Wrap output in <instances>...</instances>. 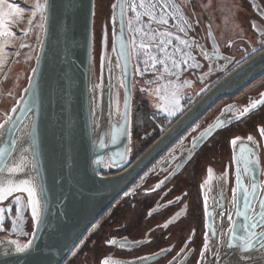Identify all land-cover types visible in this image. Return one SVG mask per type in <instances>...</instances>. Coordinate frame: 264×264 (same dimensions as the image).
<instances>
[{
	"label": "water",
	"instance_id": "1",
	"mask_svg": "<svg viewBox=\"0 0 264 264\" xmlns=\"http://www.w3.org/2000/svg\"><path fill=\"white\" fill-rule=\"evenodd\" d=\"M125 6L126 0H114L110 6V46L108 48L107 29L103 25L95 82L92 63L95 0H47L41 39L26 85L0 123L4 125L0 128V195L5 196L9 188L34 189L40 223L34 222L29 238L32 245L23 253L16 251L17 244L11 243L12 240L0 238V264H62L89 226L118 195L215 102L234 96L264 73L262 48L224 73L131 161L133 64ZM251 25L253 32L259 35L256 29L259 23ZM22 45L20 49L29 47L30 43ZM200 45L198 56L204 61L205 69L197 75V82L203 84L223 72L235 56L221 49L209 28ZM231 45L228 43L225 48ZM116 83L122 90L119 108ZM261 94L264 88L245 104L232 101L222 105L202 127L160 159L154 166V174L165 176L151 191L170 182L215 133L259 109L264 104ZM244 108L249 111L240 115ZM258 133L263 140L261 146L251 133L228 139L230 163L226 162L223 172L206 167L200 185L204 254H200L197 264H217L214 252L229 251L217 246L222 237L214 234V229L228 233L233 226L227 220L229 213L237 233L242 234L240 226L246 221L236 212L237 207L244 210L243 192L238 191L239 204L236 205L232 191L238 187L237 176L249 192L256 184L264 195V165L259 158L261 149L264 154V138L260 127ZM249 136L253 137L252 141L247 139ZM236 137L240 139L233 146L231 141ZM241 146L245 147L243 156ZM243 157L254 161L249 165L250 173L245 171ZM10 169L15 171L10 172ZM99 171L106 175H99ZM229 176L232 184L228 193ZM249 201L258 210L253 196ZM206 239L208 250L205 251ZM239 243L235 241L236 245ZM221 260L223 264H235L236 257L221 256ZM253 264H264V260Z\"/></svg>",
	"mask_w": 264,
	"mask_h": 264
},
{
	"label": "flooded vegetation",
	"instance_id": "2",
	"mask_svg": "<svg viewBox=\"0 0 264 264\" xmlns=\"http://www.w3.org/2000/svg\"><path fill=\"white\" fill-rule=\"evenodd\" d=\"M235 1L237 2V5L234 6L236 7V15L240 18V22L243 25L242 37L237 41H242L243 46L239 45L234 39L220 43L216 38L215 29L211 22L214 16L218 17L217 0H190V2L189 0H165L169 4L166 10L162 9L161 6H157L154 9L148 7L150 4H155L156 0H144V8H140L137 4L134 10L135 17L140 11V17H143L145 24L148 26V29L144 32L148 34L149 42L153 45V48L159 49L157 45L161 40L167 41L171 39L172 41L165 49L167 57H165L164 52L155 55L157 60L164 59L168 67L173 66V61L177 65L175 75H168L165 78L168 77V80H172L173 77L177 80L182 78L185 73L184 67L188 64L194 66L192 68L194 75V69L201 67V65L205 66L204 61L198 56V52L201 46V39L206 36L207 28L212 32L221 49L230 55L235 52L245 51L247 45L250 46L251 44V36L264 37V0ZM172 3L181 7L173 8L171 6ZM162 11L170 13V15L165 17L168 20L167 24L157 22ZM148 13H153L155 18H152ZM252 22L259 23L260 27H255L259 35L253 32ZM181 28L184 31H180ZM168 33H171V35H167ZM181 41L185 43H181ZM228 43L232 44L231 49L229 47L225 48ZM170 51L174 52L171 56L169 55ZM134 57L131 52L133 69ZM157 64L164 67V64ZM150 66L152 67L153 63ZM195 80L197 81L198 78L195 77ZM200 86L205 85L203 83ZM189 88L191 89V87ZM263 88L264 85L258 90L246 91L231 100L245 104L248 100H253ZM231 100L222 103L221 106ZM263 107L264 104L249 115ZM1 114L3 113L0 111ZM241 120L221 131L228 130V128L235 126ZM258 127L264 129V125L259 124ZM258 127L256 125L254 131H250L251 127L246 125L232 136H245L253 132L261 146L263 140L261 135L259 136ZM212 137L192 155L173 179L160 189L151 191L159 180L165 176V174L162 176L154 174V164L185 140L179 142L171 150L167 149L163 152L157 160L129 184L92 223L98 224L97 235L90 238L89 246L83 251L82 264H142L143 262L145 264H197L204 244V212L200 185L204 180L208 165L214 169L221 167L222 170L227 161L230 163L229 147V155L226 158L225 150L220 151L224 142V140L219 139L220 136L212 146L215 151H212L213 156L203 151L204 145L206 147L213 143L209 141ZM259 158L263 166L264 154L262 149L259 153ZM218 164H221V166H217ZM231 184L232 177L229 176L228 193ZM177 214L179 215L177 216ZM165 224H167V227H165ZM109 240H116L117 243L114 245L109 244Z\"/></svg>",
	"mask_w": 264,
	"mask_h": 264
},
{
	"label": "rangeland",
	"instance_id": "3",
	"mask_svg": "<svg viewBox=\"0 0 264 264\" xmlns=\"http://www.w3.org/2000/svg\"><path fill=\"white\" fill-rule=\"evenodd\" d=\"M114 0H95V14H94V29H93V54H92V63H93V74L94 80L97 82L98 73H99V56H100V41L102 35L103 25L106 26L108 34V48L110 46V26H109V16H110V6ZM140 0H126V26L127 33L131 41V52L134 55V69H133V95H132V105H131V152L130 159L134 160L139 153L144 151L145 147L149 146V142L156 135H161L176 119L179 117L187 108H189L212 84H214L224 73L230 70L232 67H235L243 60L247 59L251 55L255 54L262 48H264V37H253L251 36V44L247 45V49L241 52H235L232 56H235L233 62L226 67L223 72L217 73L215 76L211 77L206 81L203 88L196 92L195 95H189L188 97H183V102L176 107L166 108L168 112L164 116H156L153 113L158 112V98L160 97V91L158 92L154 89L153 86L148 85L145 93H143V98L147 99L150 104L146 106L147 110L150 112L145 115V112L142 111V106L138 102V98L135 94V73L137 74L138 68L136 64L139 62L140 67H144L141 71L143 73H153L150 68V64L154 63L151 57L155 56L154 52L157 48H153V45L149 42L150 38L148 34L144 32L148 29V26L145 24L143 17H135V11L131 7V4L135 2L139 5ZM37 0H7V3H12L16 8L24 9L23 12L17 13L14 9H9L6 4L0 5V21L3 22V26L0 27V111L3 114H8L12 107L15 105L17 99L19 98L23 88L26 85L29 73L33 66V61L39 46L41 39L42 27L40 25L43 23L41 19V13L37 12L35 18H32V24H28V19L31 18V12L34 10V5ZM41 4L44 3V0H39ZM139 13H141L139 11ZM19 23L24 24V29H22V35L18 36V30H14L13 27ZM240 23V22H239ZM222 27V26H221ZM139 29V31H137ZM234 28L232 27V30ZM243 26L240 29H234V32L231 34L234 38H239L238 33L241 32ZM224 28H221V32L224 31ZM231 30V32H232ZM14 34V35H12ZM223 34V33H222ZM252 34H254L252 32ZM231 36V37H232ZM230 38V37H229ZM224 41V40H223ZM222 41V42H223ZM239 45H242V41H236ZM24 43H30L29 47L20 49V46ZM150 47V48H149ZM232 45L230 46V49ZM149 55V56H148ZM140 57V60H139ZM139 60V61H138ZM136 61V64H135ZM147 62V64L145 63ZM154 81L153 79L151 82ZM172 82L168 79H164V86L171 84ZM264 85V73L251 81L241 90H239L234 96L221 98L213 104L185 133L177 139V141L168 148L171 150L179 142L187 140L188 136L194 133L199 127H202L214 114L217 112L221 104L234 99L237 96H240L246 91L249 90H258L261 86ZM117 88L116 98H117V107H120V102L122 98V90L118 83L115 84ZM191 87V85H189ZM178 91V89L174 90ZM166 94V93H165ZM164 95V94H163ZM233 100L229 101L232 102ZM227 102V103H229ZM139 104V106L137 105ZM226 104V103H225ZM172 114H169V113ZM145 123L144 120H149L151 123V128L149 132H146L143 128V124L140 126V129L137 131L132 127V119L134 121ZM3 114L0 115V123L3 121ZM149 116V117H147ZM264 125V107L259 111L249 115L248 117L242 119L239 123L231 128H228L226 131H221L214 135L209 141L213 142L209 146L204 145L203 151L212 155V146L219 139L224 140L221 147L222 150H225V158L228 157V139L232 137L236 131L247 127H251L250 131H254L256 125ZM250 125V126H249ZM197 128V129H196ZM153 129V130H151ZM195 129V131H193ZM253 136V132L251 133ZM157 136V137H158ZM156 137V138H157ZM155 138V139H156ZM186 138V139H185ZM154 139V140H155ZM215 152V151H214ZM213 156V155H212ZM156 164V163H155ZM154 164V165H155ZM217 166H221L218 164ZM153 167V166H152ZM154 169V167H153ZM224 169V168H223ZM221 167H218L216 172H223ZM27 187H20L14 189L11 195H5V199L0 200V208H4L5 212L3 213L5 219L0 225V238H7L12 241H16L19 245L23 246L30 238L31 231L33 229L34 220L32 219V207L33 205L28 204V193L24 191ZM1 193V192H0ZM20 197L19 204L15 203V198ZM35 201V198H33ZM36 204V203H35ZM36 207V205H34ZM17 208L20 209L19 216L20 219L17 220V227L13 230L12 221L16 219L18 213ZM11 209V211H8ZM98 224H92L86 233L80 238L76 246L69 253L67 258L62 264H82L84 258L83 251L88 245L90 238L94 235H97Z\"/></svg>",
	"mask_w": 264,
	"mask_h": 264
},
{
	"label": "snow or ice",
	"instance_id": "4",
	"mask_svg": "<svg viewBox=\"0 0 264 264\" xmlns=\"http://www.w3.org/2000/svg\"><path fill=\"white\" fill-rule=\"evenodd\" d=\"M190 2V0H189ZM6 4V6L9 9H14L17 13H21L24 11V9H20V8H16L14 4L12 3H7V0H0V5H4ZM117 5H113V8H116ZM140 8H144L145 7V3L144 0H140V3L138 5ZM157 6H161L162 9H167L169 4L167 2H165V0H156L155 4H150L148 5V7L150 8H156ZM173 8H179L181 7L180 5H177L175 3H172L171 5ZM47 7V0H44V3L41 4L39 2V0H37V2L34 5V10H32L31 12V18L28 19V24L31 25L32 24V18H35L37 15V12L41 13V19H45L43 13L45 11ZM131 7L133 8V10L136 9L137 4L135 2H133L131 4ZM150 16H152V18H155L153 13H148ZM141 15V13H137V17H139ZM167 15H170V13H167L166 11H162V14L159 18V20L157 21L158 23L161 24H167L168 20L165 18ZM175 19V17H173ZM3 26V22L0 21V27ZM40 27H43V24L40 25ZM137 31H139V29H137ZM180 31H184L183 28L180 29ZM14 35V34H12ZM167 35H171V33H168ZM177 39H179V37H177ZM172 41L171 39H168L167 41L161 40L159 42V44L157 45V47L159 48V50L161 52L165 53V57H167V53L165 52V49L167 47L168 44H171ZM181 43H185L184 41H181ZM23 46V45H21ZM179 50V49H177ZM151 59L154 61L153 63V67H155L156 63H160V64H164V68L163 71L159 72V75L161 77H163L164 73H168L169 75H175L174 72H172L168 65L165 63L164 59H160L157 60V58L155 56L151 57ZM147 64V62H145ZM176 63L175 61H173V67H176ZM33 71H35V69H33ZM157 91L159 92V89H157ZM173 95H175V93H173ZM262 96H264V94H261ZM162 99H165V97H161ZM261 101H256L255 103H260ZM125 108H127V100L125 98ZM177 106H178V101L176 102ZM253 107L255 106V104L252 105ZM13 111H15V109H13ZM249 111V108H244L243 112L240 113V115H243L244 113H247ZM169 114H172L171 112ZM127 116V113H125V118ZM4 125L0 124V128H3ZM197 127H199V125H197ZM193 131H195V129H193ZM207 132V130H206ZM261 134L264 135V129H261ZM239 137L234 138L231 143L233 146H235L237 144V141L239 140ZM249 141L253 140L252 136H249L247 138ZM240 152L243 156V153L245 152V147L241 146L240 148ZM254 161L252 159H249L247 157H243V164L245 167V171L246 172H251V168L249 167V165L253 164ZM10 172H14L15 169H10ZM210 171V170H209ZM23 183H27V181H24ZM237 188H234L233 191V197H234V204L238 205L239 204V198L237 196V193L239 190H242L243 192V199H244V210L241 211L239 209V207H237V212L236 215H241L244 217V220L246 221L244 224H242L240 226V231L242 232V234H238L237 233V229L234 226V221H233V216L231 213H229L227 215V220L229 221L230 224H232L233 226L230 227V229L228 230V233H225L223 229L220 230H215L214 229V234L215 235H219L222 237V239L218 242V247H223L228 249L229 251L226 252H214V255L216 256V260H217V264H223L222 260H221V256H225V257H229V256H235L236 257V262L235 264H253L254 261L257 260H264V195H261V190H260V186L253 184L252 185V192H249L248 188L245 187L243 185V183L240 182V177L237 176ZM24 191H27L28 193V204L29 205H33L32 207V219L36 222V224L38 225L40 223L39 219H37L38 213L36 210L35 205V201H34V196H35V191L32 188H26L24 189ZM13 192L12 188H9L7 190V195H11ZM125 195H127V193H125ZM253 196L256 204L258 205V210L257 207L253 206L250 201H249V197ZM6 197L4 195H0V200L5 199ZM20 201V197H16L15 198V203L19 204ZM171 203V202H170ZM222 208H224V205H221ZM8 211H11V209H8ZM5 212L4 208H0V225H2L5 217L3 215V213ZM19 212L20 209L17 208V217L15 220L12 221V227L13 230L16 229L17 227V220L20 219L19 216ZM179 214H177L178 216ZM225 213L222 211L220 213L221 219L223 220ZM165 227H167V224H165ZM35 235V233H33V236ZM240 241L239 245L235 244V241ZM11 243L13 244H17L16 247V251L19 253H23L25 252L26 249L30 248L32 245V241L29 240L27 243H25L23 246L19 245L16 241H12ZM109 244H116L117 241L116 240H109L108 241ZM123 246V245H121ZM239 249V250H237ZM204 250H208V242L206 239L205 245H204ZM203 251L201 253V255L203 256Z\"/></svg>",
	"mask_w": 264,
	"mask_h": 264
},
{
	"label": "crops",
	"instance_id": "5",
	"mask_svg": "<svg viewBox=\"0 0 264 264\" xmlns=\"http://www.w3.org/2000/svg\"><path fill=\"white\" fill-rule=\"evenodd\" d=\"M217 5H218V17L214 16V19L211 22L213 23V26L215 29L216 38L220 41V43H224L225 41L230 40V39H234L235 41H237L239 38L242 37V33H241L242 30L240 33H238L239 38H234L231 35L235 33L234 29H240V24H241L240 18H238L236 15V7H234L237 5V2L235 0H217ZM242 26L243 25L241 24V28ZM232 27L234 28L233 30H232ZM221 28H224L225 29L224 31H227V33L221 32ZM160 53L162 52L159 49H157L154 52L155 55H158ZM173 53H174L173 51H170L169 55L171 56L173 55ZM139 60H140V57H139ZM138 64H136L138 68L137 74L135 73V94L138 98V102L140 103V105H143L144 103L146 106H148V104H150L149 101L143 98L142 96L143 93H145L146 88L148 87V85H150V86H153L154 89L156 90L159 89V91L161 92L160 93L161 95L157 101L158 112L153 113L156 116H158L159 114L164 116L166 112H168L166 111L167 110L166 108L176 107L177 101H178V105H180L181 102L183 101V97H188L189 95H193V94L195 95L196 92H199L202 89L200 87H203V86H200L202 84H198V82L195 80V77H197L198 74L202 73V71L205 69L204 65H201V67L194 69L195 75L192 72V68L194 66L189 65V64L185 65L184 67L185 73L182 76V78H179L177 80V79H174L173 77L172 80L169 79L172 83L164 86L163 84L164 79H168V77L165 78V76L169 75L168 73H164L163 77L159 75V72L163 71L164 67H161V65L156 63L155 67H153L154 69L153 70L151 69L153 73H149V74L143 73L142 74L143 72L142 70L144 69V67H140ZM169 69L174 73L175 71H177L176 67H173V66L169 67ZM152 79L154 81L151 82ZM189 85H191V89L189 88ZM176 89H178V91H174ZM173 93H175V95H173ZM161 97H165V99H162ZM137 105L139 106V104Z\"/></svg>",
	"mask_w": 264,
	"mask_h": 264
},
{
	"label": "trees",
	"instance_id": "6",
	"mask_svg": "<svg viewBox=\"0 0 264 264\" xmlns=\"http://www.w3.org/2000/svg\"><path fill=\"white\" fill-rule=\"evenodd\" d=\"M142 106V111H144L145 112V115L146 114H149L150 112L147 110V108H146V105L143 103V105H141ZM147 117H149V116H147ZM133 118H134V121H133V119H132V127H133V129H134V131H135V129L138 131L139 129H140V126L143 124V123H141V122H139V120H138V122L137 121H135V113H134V116H133ZM143 122H145L144 124H143V128L145 129V131L146 132H149V128H151V123H149V120H144ZM151 130H153V129H151ZM139 132V131H138ZM158 135H156V136H154L152 139H151V141L149 142V145L154 141V139L157 137Z\"/></svg>",
	"mask_w": 264,
	"mask_h": 264
},
{
	"label": "built area",
	"instance_id": "7",
	"mask_svg": "<svg viewBox=\"0 0 264 264\" xmlns=\"http://www.w3.org/2000/svg\"><path fill=\"white\" fill-rule=\"evenodd\" d=\"M14 30H18V36L20 37L22 35L21 31L22 29H24V24L23 23H19L16 26L13 27ZM99 175H106L105 172L103 171H99L98 172Z\"/></svg>",
	"mask_w": 264,
	"mask_h": 264
}]
</instances>
